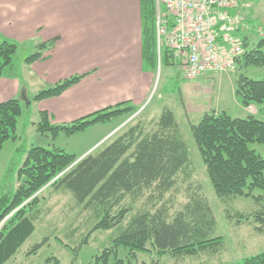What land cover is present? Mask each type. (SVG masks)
Wrapping results in <instances>:
<instances>
[{"label":"trees","instance_id":"trees-1","mask_svg":"<svg viewBox=\"0 0 264 264\" xmlns=\"http://www.w3.org/2000/svg\"><path fill=\"white\" fill-rule=\"evenodd\" d=\"M239 1L246 3L245 29L249 31L243 29L239 34L243 51L236 60L238 73L233 92L247 112L233 116L225 109H211L201 113L196 122L188 120L187 126L216 197L224 203L235 197L253 199L259 207L246 214L236 212V223L251 224L253 233L264 235V196L253 193L256 189L264 191V158L250 147L251 143H264V120L255 117L264 107V78L255 80L243 71L264 65V30L256 31L258 23L246 12L247 1L254 0ZM140 14L143 68L156 74L163 64H176L174 50L168 45L157 50L156 0H140ZM246 31L255 36L253 41ZM56 40L55 37L38 43L37 50L24 61L30 64L43 59ZM18 46L17 41L0 39V77L4 72L19 76L14 60ZM84 75L60 79L27 100L36 102L58 96ZM178 97L182 99L180 90ZM139 109L125 100L61 123H51L49 112L39 110V120L34 125L41 136L54 141L61 134L71 136L136 113L138 117ZM22 112L19 97L0 102V153L7 141L17 139ZM24 154L17 169H11H16V187L9 190L3 184L0 188V264L8 261L33 233L46 188L69 192L77 207L92 213V224L83 243L95 231L110 230L130 216L111 245L94 255L88 264H123L120 247L128 250L127 259L138 252H153L176 261L191 259L192 264H233L226 257L224 238L214 235L216 218L201 185L190 180L193 166L170 108L163 107L158 117L147 124L137 120L81 156L40 145L24 149ZM180 194L182 200L177 198ZM40 245L41 242L35 244L32 252ZM70 264L76 263L72 260ZM243 264H264V250L245 257Z\"/></svg>","mask_w":264,"mask_h":264},{"label":"rangeland","instance_id":"rangeland-1","mask_svg":"<svg viewBox=\"0 0 264 264\" xmlns=\"http://www.w3.org/2000/svg\"><path fill=\"white\" fill-rule=\"evenodd\" d=\"M247 5L249 9L246 12L258 23L256 31L259 28L264 30V0H254L252 3L247 1ZM246 33L248 32L246 31ZM248 34H250L248 36L249 40L253 41L255 36L251 33ZM34 44L19 42L18 51L14 57V60L17 62V68L19 67V76L17 77L23 78L21 75V64L28 55L37 50ZM49 50L45 51L44 56L49 53ZM175 59L176 64L172 67L163 64L161 68L157 69L156 74H154L153 90L138 111H141V114L138 117H135L138 114L136 113L130 117H121L113 120L105 128H109L110 130L114 127L113 129H115V125L118 123L119 126L108 138H104L96 143L94 141L99 137L98 134L102 130L87 129L85 132L71 136L61 134L54 141L48 137L41 136L34 125L39 120V111L36 108V103L22 100L23 112L17 124V133L20 134L21 139L15 144L8 141L0 153V188L3 184L9 190L16 187L18 182L16 169L25 157L23 149L36 145L46 148L58 147L76 156H80L90 145L92 146L87 151L100 147L116 134L122 132L127 126L133 125L137 120L144 121L145 124L152 122L158 117L163 107H168L175 114L181 135L188 148L189 159L193 166V174L190 180L194 184L201 185L202 192L213 209L216 218L214 235L224 238L225 245L227 246L226 257L228 261L233 264H243L245 257L253 256L263 251L264 235L253 233L251 231V224L243 223L238 225L236 223L237 217L235 216L236 212L244 214L253 212L259 205L251 198L235 197L224 203L216 197L208 181L205 165L202 163L187 126L188 120L197 121L198 113H193L191 108L202 110L217 107L225 109L233 116H243L245 114L235 102L233 92L238 70L235 68L234 71L228 73L218 72L214 79L200 77L199 79L187 80L182 76L181 58L175 57ZM71 62L73 64L76 63V54L74 53ZM79 66L80 64L72 65L73 68ZM243 71L252 79L260 80L264 78V65L258 67L250 66ZM79 74H85V71L71 70L63 78ZM23 79L27 88L28 99H31L38 91L50 85L32 73ZM179 90L182 93L181 100L178 97ZM255 117L264 120L263 106ZM50 121L51 123H61L54 120L52 116L50 117ZM106 129H103V131ZM18 147H20L19 151H17ZM250 147L264 158V143H251ZM5 166L8 167L7 173L5 171L2 173ZM13 168L16 169L12 172L11 169L13 170ZM43 192L45 198L42 199L41 211L35 220L33 233L22 244L19 250L3 264H70L72 260L76 264H88V261L94 255L111 245L112 239L121 232L130 218L128 216L121 225L110 230L95 231L91 234L88 242L83 243L82 241L92 224V213L81 210L79 206L77 207L69 192H54L51 188H46ZM253 193L264 196V191L261 189H256ZM177 198L182 200L183 196L180 194ZM227 213L231 216H227ZM40 242L41 245L33 253V246ZM127 254V249L119 248V257L124 260L123 264H192L191 259L176 261L169 255L158 257L153 252L146 254L138 252L131 259H127ZM55 260L58 262L56 263Z\"/></svg>","mask_w":264,"mask_h":264},{"label":"crops","instance_id":"crops-1","mask_svg":"<svg viewBox=\"0 0 264 264\" xmlns=\"http://www.w3.org/2000/svg\"><path fill=\"white\" fill-rule=\"evenodd\" d=\"M55 37L54 46L43 59L30 64L23 60V78L32 73L51 85L71 70L85 71V75L60 95L33 101L38 111H48L57 122H69L125 100L140 107L150 96L155 75L143 68L140 0H0V39L37 45ZM73 53L75 64L71 62ZM77 64L80 66L72 67ZM217 73L210 72L204 78L214 79ZM23 78L4 72L0 102L15 97L27 101ZM235 102L246 114L236 98ZM211 109L219 108L191 111L198 117ZM111 122L88 128L102 130L95 143L108 138L119 126L106 129ZM17 134L11 143L21 139Z\"/></svg>","mask_w":264,"mask_h":264},{"label":"built area","instance_id":"built-area-1","mask_svg":"<svg viewBox=\"0 0 264 264\" xmlns=\"http://www.w3.org/2000/svg\"><path fill=\"white\" fill-rule=\"evenodd\" d=\"M156 44L173 48L187 80L235 69L243 51L246 3L239 0H156ZM159 4L163 10H160ZM260 33L263 30L259 29Z\"/></svg>","mask_w":264,"mask_h":264}]
</instances>
